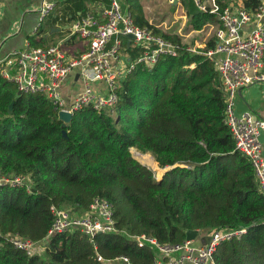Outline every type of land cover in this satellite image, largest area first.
Wrapping results in <instances>:
<instances>
[{
  "label": "trees",
  "instance_id": "1",
  "mask_svg": "<svg viewBox=\"0 0 264 264\" xmlns=\"http://www.w3.org/2000/svg\"><path fill=\"white\" fill-rule=\"evenodd\" d=\"M118 1L135 26L180 44L176 36L148 24L139 0ZM61 4L60 19L74 20L88 13L90 4L108 7L109 0ZM182 4L194 29L214 21L192 0ZM215 4L220 10H255L259 0ZM27 41L30 47L50 46L41 25ZM191 63L193 69L183 68ZM116 95L112 108L97 112L86 107L62 127L49 100L19 95L0 76V168L5 174L27 175L33 184L30 193L0 189V264H112L122 257L129 264H156L153 249L138 248L121 233L97 235L94 244L78 231L45 239L51 206L83 214L95 197L111 203L120 232L146 235L160 245L180 244L190 230L206 235L244 229L245 235L218 247L216 264H264V196L224 123L225 96L213 63L182 46L177 58L161 57L151 69L135 67ZM131 149L150 154L158 169L168 170L156 180ZM7 235L42 242L45 250L28 256L8 243Z\"/></svg>",
  "mask_w": 264,
  "mask_h": 264
},
{
  "label": "built area",
  "instance_id": "2",
  "mask_svg": "<svg viewBox=\"0 0 264 264\" xmlns=\"http://www.w3.org/2000/svg\"><path fill=\"white\" fill-rule=\"evenodd\" d=\"M167 1L185 14L182 0ZM192 1L200 11L214 15V21L204 24L198 30L192 27L186 34L181 31L175 34L180 44L150 29L135 26L130 15L121 10L119 1L109 0L101 16L86 13L71 21L69 35L84 43L85 49L81 53L70 56L60 45L45 48L26 46L3 57L0 55V76L12 82L18 94L44 96L57 112L64 111L73 116L86 107L99 112L116 104V89L135 67L142 65L151 69L161 57L177 58L183 46L188 53L206 57L219 73L225 96L224 123L236 151L251 163L258 189L264 196V159L260 143L264 118L249 112L236 115L234 111L235 100L241 89L264 82V0H259L255 10L232 7L220 10L215 0ZM55 6V3L40 0L37 10L39 23L54 11ZM147 22L156 30L161 29V25L154 23L152 18H148ZM192 34L200 36L190 43L188 38ZM210 43H213V47H208ZM122 52L125 56H122ZM130 53L134 55L133 59ZM195 65L191 63L183 68L193 69ZM76 76L82 91L73 100L66 102L61 96V89L68 78ZM6 187L22 188L30 193L33 184L27 175L5 174L0 168V189ZM50 212L52 223L46 240L78 231L94 244L97 235L121 233L129 237L138 248L153 249L159 257L156 264H216L218 247L246 233L244 229L211 232L209 242L198 248H192L186 240L175 245H160L146 235L130 237L120 232L115 226L113 206L105 199H92L83 214L55 206L50 207ZM5 239L28 256L41 254L45 250L44 243L26 240L19 235H7ZM174 253L181 255L173 258ZM97 260L104 262L100 256ZM116 261L129 264L124 257Z\"/></svg>",
  "mask_w": 264,
  "mask_h": 264
},
{
  "label": "crops",
  "instance_id": "3",
  "mask_svg": "<svg viewBox=\"0 0 264 264\" xmlns=\"http://www.w3.org/2000/svg\"><path fill=\"white\" fill-rule=\"evenodd\" d=\"M52 3H55V9L50 14V18L44 19L42 23H39V18L37 14L38 6H36L33 11H23L11 4V0H0V55L3 57L9 52L16 49H21L23 47L29 46L27 37L33 36L36 33V30L41 25L42 32L46 39L50 40V46L60 45L61 47H68L67 54L70 56H76L85 49L84 43L78 38H72L69 35V27L74 20H77L81 15L78 13L77 18L74 20H61L62 9L64 7L62 3L63 0H47ZM144 17L148 20V10H155V6L148 0H139ZM40 4V3H39ZM59 4V5H58ZM90 11L88 13H93L95 15L101 16L102 11L107 7L103 4L100 5H89ZM37 8V9H36ZM22 13V14H21ZM59 19L57 22L53 23L54 19ZM72 21V22H71ZM26 25V27H25ZM24 26V27H23ZM24 32H22V30ZM58 30V31H56ZM58 37L57 39H54ZM72 38V40H69ZM258 83L253 84L252 86L241 89L235 100L234 111L236 115L249 112L255 116L264 118V97L262 91L259 90ZM82 91L80 82H78L76 77H70L64 83L61 89V96L66 101L69 102L78 96ZM261 143V155L264 159V132L260 136ZM211 233V232H210ZM210 233L206 235L199 236L202 239L203 245L205 244L203 238L210 236ZM181 254L174 253L173 258H178ZM159 258V257H158ZM188 264V263H184Z\"/></svg>",
  "mask_w": 264,
  "mask_h": 264
},
{
  "label": "rangeland",
  "instance_id": "4",
  "mask_svg": "<svg viewBox=\"0 0 264 264\" xmlns=\"http://www.w3.org/2000/svg\"><path fill=\"white\" fill-rule=\"evenodd\" d=\"M13 1L11 4H13L14 6L18 7L20 9V11L22 10L24 12H28V11H33V9L39 5L40 0H11ZM151 3H153V5L155 6V10H151V8L148 10V16L149 19L152 18L154 23L160 24L161 25V29H158L160 32L165 33L167 35L170 36H174L175 34H178L180 31L182 34H186L190 31V29L192 28V26H190L189 24V20L190 18L188 17V14L185 12V14L183 13V10L181 9H176L173 7V5L169 4L167 0H148ZM37 9V8H36ZM21 13V14H22ZM51 15H48L45 19L44 22H46V20L48 18H50ZM24 27V26H23ZM26 27V25H25ZM25 29L22 30V32H24ZM200 34H192L188 40H190V43H193V39L199 37ZM58 37L55 36L54 39H57ZM63 48V47H62ZM66 52L68 50V47L65 46L63 48ZM122 56H125L124 52H122ZM262 73L264 74V70H262ZM259 90L262 91V95L264 97V82H259L258 84ZM131 153L132 156L141 164H143L144 166L148 167L149 169H151L155 175H156V180H159L162 178L163 174L165 173V171L168 170V168L163 170V173L160 175V177L158 176V169H154L157 165L156 163L154 165H156L154 167L153 164H151V159H153V157L150 154H145L143 155L142 153L138 152L135 149H131ZM154 160V159H153ZM157 168V167H156ZM159 177V178H158ZM112 264H123L122 261H115L112 262Z\"/></svg>",
  "mask_w": 264,
  "mask_h": 264
},
{
  "label": "water",
  "instance_id": "5",
  "mask_svg": "<svg viewBox=\"0 0 264 264\" xmlns=\"http://www.w3.org/2000/svg\"><path fill=\"white\" fill-rule=\"evenodd\" d=\"M58 31V30H56ZM130 39H132V36H129ZM129 45V42L127 43V46ZM77 78V76H76ZM20 95V93H19ZM13 104L10 105L9 107V111H11ZM58 121H60L62 123V127L68 126L70 124V122L72 121V114L68 113V112H64V111H60L58 112ZM166 172V171H165ZM210 240L209 236H206L203 238V241L205 244H207ZM186 241L190 242V246L192 248H198L200 246L203 245L202 243V239L199 236V232L196 230H190L187 231L186 233Z\"/></svg>",
  "mask_w": 264,
  "mask_h": 264
},
{
  "label": "bare ground",
  "instance_id": "6",
  "mask_svg": "<svg viewBox=\"0 0 264 264\" xmlns=\"http://www.w3.org/2000/svg\"><path fill=\"white\" fill-rule=\"evenodd\" d=\"M154 162H155V161H154ZM154 162H153V159H151V164L154 165V164H155ZM155 166H156V165H154V167H155ZM154 169L156 170V169H158V168L155 167ZM157 172H158V176L160 177V175L163 173V170L158 169ZM159 177H158V178H159Z\"/></svg>",
  "mask_w": 264,
  "mask_h": 264
}]
</instances>
